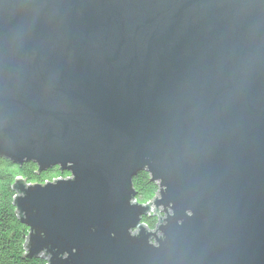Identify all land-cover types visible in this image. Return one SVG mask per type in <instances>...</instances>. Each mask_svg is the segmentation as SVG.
Masks as SVG:
<instances>
[{"label": "water", "instance_id": "obj_1", "mask_svg": "<svg viewBox=\"0 0 264 264\" xmlns=\"http://www.w3.org/2000/svg\"><path fill=\"white\" fill-rule=\"evenodd\" d=\"M0 156L48 264H264V0H0Z\"/></svg>", "mask_w": 264, "mask_h": 264}, {"label": "trees", "instance_id": "obj_2", "mask_svg": "<svg viewBox=\"0 0 264 264\" xmlns=\"http://www.w3.org/2000/svg\"><path fill=\"white\" fill-rule=\"evenodd\" d=\"M37 170V164L33 161L20 165L0 156V264H48V260L41 256L28 255L26 242L30 229L17 214L13 184L18 177L35 183L68 177L70 173L61 171L58 166L40 173ZM133 183L137 192L136 199L141 203L150 201L159 189L157 182L152 181L149 172L145 170L133 178ZM142 221L151 228L156 227V216L145 215Z\"/></svg>", "mask_w": 264, "mask_h": 264}, {"label": "rangeland", "instance_id": "obj_3", "mask_svg": "<svg viewBox=\"0 0 264 264\" xmlns=\"http://www.w3.org/2000/svg\"><path fill=\"white\" fill-rule=\"evenodd\" d=\"M156 219H157V223H158V218L156 217ZM157 223H156V225H157Z\"/></svg>", "mask_w": 264, "mask_h": 264}]
</instances>
